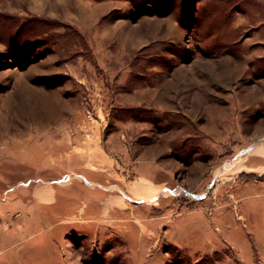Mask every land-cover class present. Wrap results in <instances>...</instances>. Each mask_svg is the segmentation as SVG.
Masks as SVG:
<instances>
[{
	"label": "rangeland",
	"instance_id": "rangeland-1",
	"mask_svg": "<svg viewBox=\"0 0 264 264\" xmlns=\"http://www.w3.org/2000/svg\"><path fill=\"white\" fill-rule=\"evenodd\" d=\"M0 264H264V0H0Z\"/></svg>",
	"mask_w": 264,
	"mask_h": 264
},
{
	"label": "bare ground",
	"instance_id": "bare-ground-1",
	"mask_svg": "<svg viewBox=\"0 0 264 264\" xmlns=\"http://www.w3.org/2000/svg\"><path fill=\"white\" fill-rule=\"evenodd\" d=\"M6 131V130H5ZM8 132V131H7ZM11 138H12V136H11ZM16 138V137H15ZM17 142H19V141H17ZM23 144V143H22ZM12 145V144H11ZM13 145H15V144H13ZM24 145H25V143H24ZM23 145V146H24ZM16 146V145H15ZM26 147V146H25ZM20 148V147H19ZM24 148V147H23ZM261 146L260 145H258V146H256V147H254L253 149H252V151L254 150V151H259V150H261ZM20 150V149H19ZM25 150V149H24ZM17 151V150H16ZM250 153V152H249ZM21 154V153H20ZM23 154V153H22ZM21 154V155H22ZM27 155V154H26ZM244 158V157H243ZM255 158V157H254ZM245 159V158H244ZM238 162V161H237ZM257 164V163H256ZM254 169V168H253ZM251 170V169H250ZM142 185V184H141ZM140 185V186H141ZM136 191V194H143V195H146L148 192H145V191H139V190H135ZM135 194V193H134ZM149 196V195H148Z\"/></svg>",
	"mask_w": 264,
	"mask_h": 264
}]
</instances>
